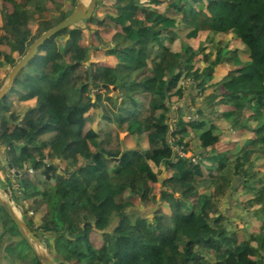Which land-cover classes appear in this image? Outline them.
Instances as JSON below:
<instances>
[{"label":"trees","instance_id":"16d2710c","mask_svg":"<svg viewBox=\"0 0 264 264\" xmlns=\"http://www.w3.org/2000/svg\"><path fill=\"white\" fill-rule=\"evenodd\" d=\"M76 4L0 0V88ZM84 22L98 44L55 33L0 100L28 227L65 264H264V0H97ZM0 264H41L1 204Z\"/></svg>","mask_w":264,"mask_h":264},{"label":"water","instance_id":"95a60500","mask_svg":"<svg viewBox=\"0 0 264 264\" xmlns=\"http://www.w3.org/2000/svg\"><path fill=\"white\" fill-rule=\"evenodd\" d=\"M97 6V0H90L88 5H85L81 0H77V4L73 9L72 13L66 17L63 21L58 23L56 26L50 28L49 30L43 32L29 47L27 53L12 67L10 73L7 77L6 82L0 88V100L10 91L13 82L15 80L16 75L19 71L26 66L28 61L34 57L37 52L38 46L43 43L47 38L51 37L55 33L70 27L73 24H76L82 20L89 19L93 14H95V8ZM11 164H9V167ZM17 173V172H16ZM5 194L9 195L8 199H3L0 191V204L6 210V212L10 215L11 219L17 225L18 230L22 234V236L26 239L29 245L32 247L34 252L36 253L38 260L41 264H65L63 261H56L53 257V251L49 246V242L45 239V244L49 249L47 253L39 251L38 246L41 242L40 240L43 238L37 237L34 232L28 227L24 218L21 215H18L15 211V207H18L14 204L11 193L8 188H4L3 190Z\"/></svg>","mask_w":264,"mask_h":264},{"label":"rangeland","instance_id":"374dc122","mask_svg":"<svg viewBox=\"0 0 264 264\" xmlns=\"http://www.w3.org/2000/svg\"><path fill=\"white\" fill-rule=\"evenodd\" d=\"M81 1L85 5H88L89 2H90V0H81ZM84 21L85 20H82V22L80 21V24H79V26L82 29V33L77 38V45L87 47L93 41L98 44L99 41H98L97 37L96 36H92V34L91 35L89 34V32L87 31V25H86V23ZM198 39H199V34L197 33L196 30H193L192 32L189 33V35L186 38H183L182 39L183 42L181 40H178L175 44L172 45L173 51L178 50L183 43H190L191 44L193 42L194 44H197ZM235 45L238 48H241L240 45H238V44H235ZM99 46L102 47V48H104V43L99 44ZM90 56H91L90 57V60L91 61H95V62H99L100 61V63H102L104 65H110V66H114V67H118V68H130V67L132 68V65L128 61L123 60L121 57L120 58L108 57V58L98 59V58H95L92 53H91ZM228 73H230V72H228ZM188 77H189V75L187 76V78ZM232 78H233V76L230 73L227 76H225L223 80L224 81H227V80L230 81ZM220 79H222V78H220ZM230 87H231V84H229V83H228L227 86L226 85L224 86L222 84V88L224 90L225 89L226 90H229V89H231ZM110 90H113V87H110ZM31 102H32L31 105L34 104L33 101H31ZM172 124H175V122H172ZM105 129L107 130V133H108L109 127L107 126ZM226 135H227V133L226 134H223L222 136L225 137ZM20 143H23V142L21 141ZM1 156L2 155L0 153V159H1ZM0 161L2 162L3 160H0ZM1 165L2 164L0 163V166ZM141 169L146 170L147 168H146V166H141ZM136 171H137V168L131 169L129 172H127V174L124 175V180L127 183L133 182V177L137 173ZM2 173L3 174H1L0 178L10 177L13 180L12 171H8L6 167L5 168L3 167ZM128 173H129V176H128ZM4 188H5L4 186H0L1 196H2L3 199H8L9 198V195L3 193L4 192L3 191ZM15 211H16V213L18 215H21L23 217V215H22L21 211L18 209V207H15ZM45 239L46 238L43 237V239L40 240L41 242L39 243L38 249H39V251H42V252L47 253L49 249L47 248V245L45 244Z\"/></svg>","mask_w":264,"mask_h":264},{"label":"bare ground","instance_id":"6f19581e","mask_svg":"<svg viewBox=\"0 0 264 264\" xmlns=\"http://www.w3.org/2000/svg\"><path fill=\"white\" fill-rule=\"evenodd\" d=\"M90 3V2H89Z\"/></svg>","mask_w":264,"mask_h":264}]
</instances>
